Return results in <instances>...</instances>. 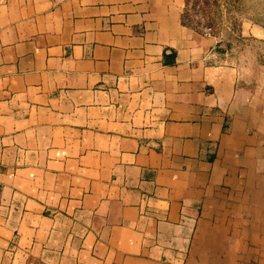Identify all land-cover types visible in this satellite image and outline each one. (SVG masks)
I'll list each match as a JSON object with an SVG mask.
<instances>
[{
  "label": "crops",
  "instance_id": "obj_1",
  "mask_svg": "<svg viewBox=\"0 0 264 264\" xmlns=\"http://www.w3.org/2000/svg\"><path fill=\"white\" fill-rule=\"evenodd\" d=\"M185 11L0 0V264H264V26Z\"/></svg>",
  "mask_w": 264,
  "mask_h": 264
},
{
  "label": "rangeland",
  "instance_id": "obj_2",
  "mask_svg": "<svg viewBox=\"0 0 264 264\" xmlns=\"http://www.w3.org/2000/svg\"><path fill=\"white\" fill-rule=\"evenodd\" d=\"M186 12L188 23L201 33L219 36L231 45L244 39L243 26H264V0H187Z\"/></svg>",
  "mask_w": 264,
  "mask_h": 264
},
{
  "label": "trees",
  "instance_id": "obj_3",
  "mask_svg": "<svg viewBox=\"0 0 264 264\" xmlns=\"http://www.w3.org/2000/svg\"><path fill=\"white\" fill-rule=\"evenodd\" d=\"M186 8H187V0H186ZM186 11H185V14H184V23H186L187 25H190V26H192L194 29H196V30H198V31H200L199 29H198V27L197 26H193V25H191L190 23H188V20H186L187 18H186ZM212 30V27L211 26H208L207 27V31L208 32H210ZM201 32V31H200ZM210 35V34H209Z\"/></svg>",
  "mask_w": 264,
  "mask_h": 264
}]
</instances>
